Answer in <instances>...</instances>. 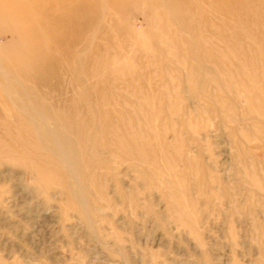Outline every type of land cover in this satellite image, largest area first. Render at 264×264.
Returning a JSON list of instances; mask_svg holds the SVG:
<instances>
[{"label":"rangeland","instance_id":"obj_1","mask_svg":"<svg viewBox=\"0 0 264 264\" xmlns=\"http://www.w3.org/2000/svg\"><path fill=\"white\" fill-rule=\"evenodd\" d=\"M8 4L0 264H264V0H91L70 57Z\"/></svg>","mask_w":264,"mask_h":264},{"label":"bare ground","instance_id":"obj_2","mask_svg":"<svg viewBox=\"0 0 264 264\" xmlns=\"http://www.w3.org/2000/svg\"><path fill=\"white\" fill-rule=\"evenodd\" d=\"M90 3H91V0H17L18 6L13 5L12 8L10 10H8L9 7H11V4H10V6L8 4L7 9H6L7 11L3 12L4 14L2 15V17L4 19H7L8 21L13 20V19L28 18L31 23L32 22L33 23L39 22L42 25V27L35 28L31 31V33L36 38V42L34 45L35 48H33L32 50H34V52L36 51L38 53L40 51L43 52V48L45 47L44 43H43V39L46 38V36H49L50 40L53 42V44L58 48L64 49L66 52V55H68V57H70L72 54L67 50L68 48L66 45L74 43L75 40L77 38H79V35L77 34L76 36H74V38H71V37H69L68 32L73 26H75V24L77 26V23H75L76 16L86 15V12H87L86 10L89 7ZM79 5L81 6L80 9L78 8ZM15 26L16 27H14L13 28L14 30L12 31V35L15 39L20 35V33L25 32L26 30L28 31V29H25L24 26H22V25H19V27H18V25H15ZM38 53H31L30 51L23 53V55L28 56L25 63H23V61L25 59L22 60V62H21L23 64H26L24 69L29 68V66H30L29 65L30 64L29 59L32 58L33 56L38 58L37 62L42 60V55L38 56L37 55ZM23 55L21 54L19 57H21ZM51 61H52V59L50 60V63H51ZM2 62H4V58H3V55L0 54V64L1 65L3 64ZM35 66H36L35 67L36 69H34L35 72L38 71L40 73H44V74L46 73V71H45V70H47L46 67H41L38 65V63H36ZM29 69H27V70H29ZM32 69L33 68H31L30 71H22V74L28 80L36 82L35 78L31 77L32 76L31 75ZM6 75H7V73H6ZM29 77H31V78H29ZM47 81H41L39 83L36 82L37 83L36 85L43 88V87L47 86V84H48ZM32 88L33 87H29L28 90L30 89L29 91H31ZM45 92H49V91H45ZM0 97L3 99V101H6V99L7 100L11 99V101H12V98H9V97L8 98L5 97V100H4V97L1 94H0ZM20 101H22L24 106H29V104H27L25 102L24 98ZM31 101H32L33 106L39 109L40 114H39V117H35V118H33V117L31 118V115H30V118H31L30 121H32V122L34 121V124H35L36 120H41L42 125L39 126V129H41L42 127L46 128L47 127L46 118H49V113L52 112L51 109H48L47 107L42 105L44 102L43 98H41L40 100L38 99L37 101L31 99ZM72 104L77 105L75 102H72ZM96 108L97 107H95V105L91 108L92 114L95 117L97 116V112H95ZM21 120H22V117H21ZM57 120H59V118L56 119V121ZM40 133L41 132H38V130H37L35 132V135L36 134L41 135ZM43 135H44L43 137L45 139L46 138L48 139L47 135H45V134H43ZM96 136H97L96 133L92 134L91 136H89L87 138V140L94 142L96 140ZM62 140H63L62 144L66 145V146H64V147H66V149H65L66 154L69 156V158L73 162L74 161L76 162L78 155L74 149V144H72L73 142L71 141V139H69L67 136H64V135H62ZM73 164H75V163H73ZM71 165H72V163H71Z\"/></svg>","mask_w":264,"mask_h":264}]
</instances>
